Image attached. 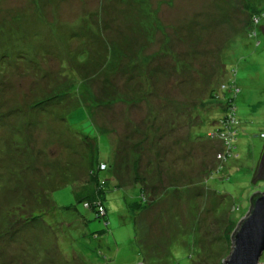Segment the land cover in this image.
<instances>
[{
    "label": "rangeland",
    "instance_id": "374dc122",
    "mask_svg": "<svg viewBox=\"0 0 264 264\" xmlns=\"http://www.w3.org/2000/svg\"><path fill=\"white\" fill-rule=\"evenodd\" d=\"M261 26L264 0H0V264H222L264 192Z\"/></svg>",
    "mask_w": 264,
    "mask_h": 264
},
{
    "label": "water",
    "instance_id": "95a60500",
    "mask_svg": "<svg viewBox=\"0 0 264 264\" xmlns=\"http://www.w3.org/2000/svg\"><path fill=\"white\" fill-rule=\"evenodd\" d=\"M261 28L264 32V26ZM263 173L264 147L252 176V182L257 178H264ZM251 197L250 208L235 227L230 241V254L222 258V264H261L259 259L264 251V192L252 202Z\"/></svg>",
    "mask_w": 264,
    "mask_h": 264
},
{
    "label": "trees",
    "instance_id": "16d2710c",
    "mask_svg": "<svg viewBox=\"0 0 264 264\" xmlns=\"http://www.w3.org/2000/svg\"><path fill=\"white\" fill-rule=\"evenodd\" d=\"M235 73V71H234ZM229 87V83L227 85V87H225L222 90V93L225 94V91L227 90V88ZM220 89V87H219ZM238 94V92H237ZM234 95V94H233ZM231 96V95H230ZM237 95L231 96V98H229V105L231 107H233V117L236 116V106L234 104V99ZM229 97V96H228ZM91 112L87 109H85V114H86V118L88 119V122L91 124V126L95 129V131L97 132V129L95 128L94 124L92 123V121L89 119L90 118V114ZM98 133V132H97ZM99 135V133H98ZM264 136V135H263ZM76 137H78V139H82V142L85 143L86 148L84 150H86V153L82 154L83 159L85 161H87V164L89 166L88 168V175L90 177V182L91 184L94 186V191H93V195L91 196L89 199H94V201L92 202V207L91 208H95L96 209V215L97 217H99L100 219H102L105 223L106 222V218H107V211H106V207L105 204L106 202L104 201V196H105V185H106V181L104 179V177L101 175L103 171H105V169L108 167H110V163L106 160H102L100 157V153H101V149L100 146L98 144V138H94V137H90L88 135H84V134H76ZM233 139V138H232ZM232 141V140H231ZM232 145V144H231ZM264 147V145H263ZM102 162V163H101ZM103 165V167H102ZM67 176V175H66ZM66 183V181H57V184L59 183ZM97 187V188H96ZM142 189L139 188L138 189V193L141 195L142 197ZM261 192L255 193L252 197H251V202L260 195ZM85 197V196H83ZM79 200H82V197H80ZM143 201L141 199L140 203H133L132 208L131 206L129 207V211L132 212L134 210H138L139 209V205L141 204ZM85 205V204H84Z\"/></svg>",
    "mask_w": 264,
    "mask_h": 264
},
{
    "label": "built area",
    "instance_id": "2783aa9c",
    "mask_svg": "<svg viewBox=\"0 0 264 264\" xmlns=\"http://www.w3.org/2000/svg\"><path fill=\"white\" fill-rule=\"evenodd\" d=\"M102 167H103V165H102Z\"/></svg>",
    "mask_w": 264,
    "mask_h": 264
}]
</instances>
